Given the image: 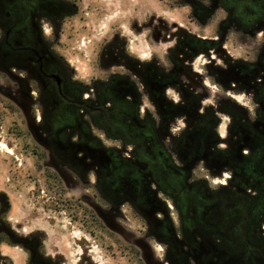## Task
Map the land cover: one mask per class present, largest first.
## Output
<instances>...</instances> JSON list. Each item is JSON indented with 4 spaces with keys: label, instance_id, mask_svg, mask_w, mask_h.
<instances>
[{
    "label": "flooded vegetation",
    "instance_id": "1",
    "mask_svg": "<svg viewBox=\"0 0 264 264\" xmlns=\"http://www.w3.org/2000/svg\"><path fill=\"white\" fill-rule=\"evenodd\" d=\"M108 1L0 0V89L46 160L19 218L0 189V264H72L41 212L79 228L73 264H101L91 239L129 264H264V0H180L200 30L179 23L161 60L127 51L113 19L82 79L62 46L91 41Z\"/></svg>",
    "mask_w": 264,
    "mask_h": 264
},
{
    "label": "rangeland",
    "instance_id": "2",
    "mask_svg": "<svg viewBox=\"0 0 264 264\" xmlns=\"http://www.w3.org/2000/svg\"><path fill=\"white\" fill-rule=\"evenodd\" d=\"M108 2V14L111 16H107L99 26H95L96 31H93L94 36L90 38L91 41L87 36L84 40L62 46L68 67L74 69L82 79L88 77L94 72V69L100 68L98 53L108 45V42L110 45L109 36L105 32L109 33L108 24L113 19H118L124 25L120 28L123 33L121 37L129 38L128 41L125 40V49L139 53L143 59L148 58L151 54L155 55L157 60H161L169 49V45L174 42L173 31L179 23L187 25L191 30H200V27H191L187 24L188 10L185 6L180 7L183 4L180 3V0H173L172 8L167 6L166 0H109ZM214 29V23H210L205 25L201 32L205 35H212ZM245 49H247V44L243 34L238 32L236 51L242 52ZM4 84V79L0 76V88H3ZM28 142L29 136H26L21 109L11 103L4 91L0 89V189H9L12 201L11 210L13 214H17L14 216L18 218L22 214V206L25 203L29 204L24 200L23 186L32 179L33 165H37L39 168L43 165L41 163L46 162L32 154ZM10 184H13L11 188ZM15 184L19 186L13 188ZM80 193V190L74 189L73 195L77 197ZM33 225L45 227L48 244L51 247L54 244L61 246L68 255V261L71 260L73 264L77 260L81 250L74 245L73 241H77L76 239L81 237L78 227H74L72 231L61 229L56 224L53 225L52 222H49L47 216L42 212L38 214V219L34 221ZM127 228L131 231L130 234L136 236L133 228ZM141 234L143 239L144 233ZM124 237L129 238L125 233ZM90 242L94 245L96 250L94 255L101 264H129L126 256H123L122 253L116 252L114 255L111 252L104 253L103 250H100L97 241L91 239ZM96 244L97 247H95ZM152 249L154 257L159 259L160 251L156 247H152ZM2 251L8 252L6 247H2ZM139 251L143 256L145 251L143 245ZM11 253L15 259L20 256L17 249Z\"/></svg>",
    "mask_w": 264,
    "mask_h": 264
}]
</instances>
